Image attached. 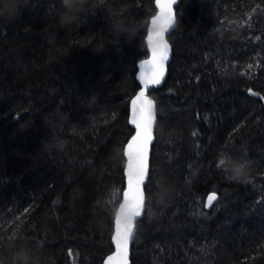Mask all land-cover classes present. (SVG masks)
I'll list each match as a JSON object with an SVG mask.
<instances>
[{"label": "trees", "instance_id": "trees-1", "mask_svg": "<svg viewBox=\"0 0 264 264\" xmlns=\"http://www.w3.org/2000/svg\"><path fill=\"white\" fill-rule=\"evenodd\" d=\"M3 5L0 4V8ZM18 0L0 18V257L103 264L156 0ZM131 264H264V0H179ZM130 31V41L124 30ZM249 164L244 182L221 167ZM218 201L207 209L206 197Z\"/></svg>", "mask_w": 264, "mask_h": 264}, {"label": "snow or ice", "instance_id": "snow-or-ice-1", "mask_svg": "<svg viewBox=\"0 0 264 264\" xmlns=\"http://www.w3.org/2000/svg\"><path fill=\"white\" fill-rule=\"evenodd\" d=\"M157 6L160 8L159 14L154 17L152 23L159 24V30L155 33H150L148 40L150 42L157 41L152 48V59L144 63L150 65V74L144 77V88H148L149 82L151 84H159L163 75V61L166 59L168 45L164 41L165 33L172 28L174 23V16L172 12V5L176 0H156ZM145 91L142 90L135 99L132 100V123L136 127V133L126 146L125 155L129 159V177L128 190L124 192L125 203L120 206V213L116 219V235L114 237L117 253L115 257L109 259L123 258V252L127 248L128 240L132 234L133 218L141 215L143 208V196L141 193V184L144 181L147 167V146L151 140L150 125L152 122L151 107L152 102L145 100ZM135 156V166L133 165V157ZM223 161L220 159L218 167ZM226 171V169H224ZM133 173H135V180H133ZM215 195L208 197V204L212 205L215 200Z\"/></svg>", "mask_w": 264, "mask_h": 264}, {"label": "water", "instance_id": "water-1", "mask_svg": "<svg viewBox=\"0 0 264 264\" xmlns=\"http://www.w3.org/2000/svg\"><path fill=\"white\" fill-rule=\"evenodd\" d=\"M161 2H166V0H161ZM178 3H179V0H176V3L172 5V12H173V16H174V23H173L172 28H170L165 33V36H164V41L168 45V51L166 53V59L163 61V65H162V67H163V75H162V78L160 80V83L159 84H151L149 82L148 88L147 89L144 88V85H145V79H144V77L146 75L150 74L149 69L151 67L150 65H146L144 62L147 61V60H151L152 59V48H153L154 44L157 42L155 40L152 41V42H150L148 40V36H149L150 33H155L156 31H158L159 30V27H160L159 24H153L152 23L154 17H156L159 14V12H160V8L157 6L158 7L157 14L150 21L149 28H148V33H147V38H146L147 43H148V46H149V49H150V56L139 63V70H138V73H137V79H138V82H139L141 88L137 92V94L132 98V100L135 99L136 96L139 95V93L142 90H144L145 91V97H144V99L145 100H150L152 102L151 115H152L153 119H152V122H151V125H150L151 140L149 141L148 146H147V160H146L147 172H146L144 181H143V183L140 186L141 193H142V196H143V208L141 210V215L139 217L133 218L132 234H131V236H130V238L128 240L127 248L123 252V258L122 259L117 258V259L110 260L109 258L110 257H115L116 256V253H117V246H116V242H115V239H114V237L116 235V230H117V225H116V221H115V230H114V233H113V242H114L115 250L105 259V261H104L103 264H131L132 245H133V241L135 239V235H136V231H137L136 221L139 218H141L143 216L144 212H145V201H146V197H145L144 185L146 184V182L148 180L149 165H150V153H151V150H152V145H153V143L155 141L154 127L156 126V123H157L155 104H154V101H152L150 99V97L147 95V92H148L149 89H151L154 86H160V85H162L164 83L165 79H166L167 74H168V64L170 63L171 58H172V49H171L170 43L168 42L166 36H167V34H169L174 29V27L176 25L175 7H176V5ZM156 5H157V2H156ZM132 100H131V105H130V123L135 128V132L133 134V135H135V133H136V127L131 122L132 121V115H133L132 114ZM131 138L129 139V141L131 140ZM128 142H127V144H128ZM127 144H126V146H127ZM125 151H126V147H125ZM126 158H127V164H126V189H125V191H127L128 190V187H129V185H128V177H129V166L128 165H129V159H128V156H126ZM133 165L135 166V156L133 157ZM133 180H135V173H133ZM210 195H215V197H216V199L213 200L212 205H209L208 204V197ZM218 198H219V196H218V194L216 192H210L207 195V197H206V207H207V209H210L214 205V203L218 201ZM123 203H125V198H123L121 204H123ZM121 204H120V206H121ZM120 206L118 208V213L116 215V219H117L118 214L120 213Z\"/></svg>", "mask_w": 264, "mask_h": 264}, {"label": "clouds", "instance_id": "clouds-1", "mask_svg": "<svg viewBox=\"0 0 264 264\" xmlns=\"http://www.w3.org/2000/svg\"><path fill=\"white\" fill-rule=\"evenodd\" d=\"M86 0H61L62 11L60 12L61 26H68L76 23H82L86 17H82L81 13L84 10ZM3 5L0 8V18H6L9 21L13 20L17 14L18 0H0ZM125 37L130 41V31L124 30ZM223 161L220 166L226 169L227 174L231 178L244 182L246 180L249 164L242 158H232L225 155L221 158ZM4 257H0V264H5ZM11 264H39V257L29 253L25 246H20L14 249L11 256Z\"/></svg>", "mask_w": 264, "mask_h": 264}]
</instances>
